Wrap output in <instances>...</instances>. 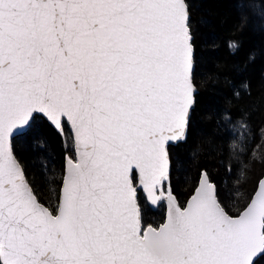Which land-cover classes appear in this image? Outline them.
Returning a JSON list of instances; mask_svg holds the SVG:
<instances>
[{
    "label": "snow or ice",
    "instance_id": "obj_1",
    "mask_svg": "<svg viewBox=\"0 0 264 264\" xmlns=\"http://www.w3.org/2000/svg\"><path fill=\"white\" fill-rule=\"evenodd\" d=\"M189 21L187 0H0V264L264 257V180L237 216L204 170L186 206L165 195L167 145L186 138L194 105ZM38 120L73 136L55 208L39 202L11 145ZM141 192L167 200L158 227L143 226Z\"/></svg>",
    "mask_w": 264,
    "mask_h": 264
},
{
    "label": "trees",
    "instance_id": "obj_2",
    "mask_svg": "<svg viewBox=\"0 0 264 264\" xmlns=\"http://www.w3.org/2000/svg\"><path fill=\"white\" fill-rule=\"evenodd\" d=\"M187 3L197 92L186 138L168 146L170 185L165 182L164 187L183 207L204 170L221 206L237 216L264 176V0ZM233 42L239 47L231 48ZM226 115L231 123H225ZM228 129L234 130L235 139ZM234 142L240 147L233 149ZM12 149L39 202L55 208L65 157H74L68 125L61 134L38 120L12 138ZM139 196L143 225L158 227L165 219L164 204L151 209L142 192ZM256 264H264V257Z\"/></svg>",
    "mask_w": 264,
    "mask_h": 264
},
{
    "label": "water",
    "instance_id": "obj_3",
    "mask_svg": "<svg viewBox=\"0 0 264 264\" xmlns=\"http://www.w3.org/2000/svg\"><path fill=\"white\" fill-rule=\"evenodd\" d=\"M194 88H195V93H194V97H193V99H194V101H195V94H196V92H197V88H196V86L194 85ZM194 106V105H193ZM193 106H192V108H193ZM192 108H191V110H192ZM190 114H191V112H190ZM53 126V125H52ZM54 127V126H53ZM55 128V127H54ZM69 130H70V128H69ZM26 131V130H25ZM24 131V132H25ZM70 132H71V135H72V131L70 130ZM23 133V132H22ZM18 134H21V133H18ZM17 134V135H18ZM186 134H187V129H186ZM15 137V136H14ZM72 139H73V136H72ZM185 138H182L180 141H182V140H184ZM177 142H179V141H177ZM177 142H170L168 145H167V147L169 146V145H172V144H176ZM11 145H12V140H11ZM74 147V146H73ZM13 150V149H12ZM14 154V153H13ZM15 156V155H14ZM74 156H75V150H74ZM21 166V165H20ZM65 166H66V160H65ZM22 168V167H21ZM65 169V168H64ZM23 170V169H22ZM24 172V171H23ZM26 178V177H25ZM27 180V179H26ZM200 180H201V176H200V179H199V182H200ZM261 180H264V177H262V179ZM260 180V181H261ZM259 181V182H260ZM199 182H198V184H199ZM62 186V185H61ZM198 186V185H197ZM258 186H259V183H258V185H257V187H256V190H255V192L257 191V189H258ZM31 187V186H30ZM196 189V188H195ZM194 192H195V190H194ZM194 192L190 195V197L194 194ZM255 192H254V194H255ZM253 194V195H254ZM174 196V195H173ZM189 197V198H190ZM189 198L187 199V201H186V203H185V205L184 206H186V204H187V202H188V200H189ZM250 202V201H249ZM41 203V202H40ZM148 204L152 207V208H155V206L154 205H152L150 202H148ZM45 206V205H44ZM247 206V205H246ZM167 211H168V203H167V200H166V207H165V219H166V216H167ZM242 212V211H241ZM228 214V213H227ZM165 219H164V221H165ZM163 221V222H164ZM148 226V225H147ZM146 226V227H147Z\"/></svg>",
    "mask_w": 264,
    "mask_h": 264
},
{
    "label": "rangeland",
    "instance_id": "obj_4",
    "mask_svg": "<svg viewBox=\"0 0 264 264\" xmlns=\"http://www.w3.org/2000/svg\"><path fill=\"white\" fill-rule=\"evenodd\" d=\"M164 187V186H163ZM164 191H165V195L167 194V186H165L164 187ZM254 194V193H253ZM253 196V195H252ZM146 203H147V205L151 208V209H155V208H157L158 207V205L159 204H161V203H163L164 204V206L166 207V199L165 200H163V201H161L158 205H156L155 206V208H152L149 204H148V202L146 201ZM243 211V210H242ZM147 226V225H146ZM146 226H144V227H146Z\"/></svg>",
    "mask_w": 264,
    "mask_h": 264
},
{
    "label": "bare ground",
    "instance_id": "obj_5",
    "mask_svg": "<svg viewBox=\"0 0 264 264\" xmlns=\"http://www.w3.org/2000/svg\"><path fill=\"white\" fill-rule=\"evenodd\" d=\"M263 177H264V176H263ZM261 179H262V178H261ZM261 179H260V180H261ZM196 187H197V186H196ZM194 190H195V189H194ZM193 192H194V191H193ZM173 195H174V194H173ZM174 197H175V196H174ZM175 198H176V197H175ZM176 201H177V199H176ZM177 203H178V201H177ZM178 204H179V203H178ZM184 205H185V204H184ZM183 207H184V206H183Z\"/></svg>",
    "mask_w": 264,
    "mask_h": 264
}]
</instances>
